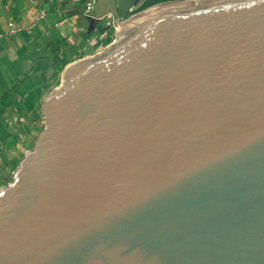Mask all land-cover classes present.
Here are the masks:
<instances>
[{"label":"water","instance_id":"water-1","mask_svg":"<svg viewBox=\"0 0 264 264\" xmlns=\"http://www.w3.org/2000/svg\"><path fill=\"white\" fill-rule=\"evenodd\" d=\"M115 36L64 69L0 190V264H264V0Z\"/></svg>","mask_w":264,"mask_h":264},{"label":"crops","instance_id":"crops-1","mask_svg":"<svg viewBox=\"0 0 264 264\" xmlns=\"http://www.w3.org/2000/svg\"><path fill=\"white\" fill-rule=\"evenodd\" d=\"M161 4L0 0V190L14 182L12 174L43 131V105L64 69L109 47L118 24Z\"/></svg>","mask_w":264,"mask_h":264},{"label":"trees","instance_id":"trees-1","mask_svg":"<svg viewBox=\"0 0 264 264\" xmlns=\"http://www.w3.org/2000/svg\"><path fill=\"white\" fill-rule=\"evenodd\" d=\"M174 1H182V0H148L149 3L152 5H157L161 3H167V2H174Z\"/></svg>","mask_w":264,"mask_h":264},{"label":"built area","instance_id":"built-area-1","mask_svg":"<svg viewBox=\"0 0 264 264\" xmlns=\"http://www.w3.org/2000/svg\"><path fill=\"white\" fill-rule=\"evenodd\" d=\"M91 10V5L87 6L86 11H90Z\"/></svg>","mask_w":264,"mask_h":264}]
</instances>
